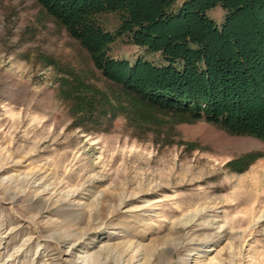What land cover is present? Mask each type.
Listing matches in <instances>:
<instances>
[{"label":"rangeland","instance_id":"rangeland-1","mask_svg":"<svg viewBox=\"0 0 264 264\" xmlns=\"http://www.w3.org/2000/svg\"><path fill=\"white\" fill-rule=\"evenodd\" d=\"M74 74L119 97L36 0H0V264H264V139L127 103L90 121Z\"/></svg>","mask_w":264,"mask_h":264},{"label":"trees","instance_id":"trees-1","mask_svg":"<svg viewBox=\"0 0 264 264\" xmlns=\"http://www.w3.org/2000/svg\"><path fill=\"white\" fill-rule=\"evenodd\" d=\"M76 39L115 99L76 74L63 93L88 120L107 117L112 102L205 119L264 139V0H36ZM223 12L222 23L211 15ZM114 14L119 25L105 27ZM120 37L141 50L112 56ZM111 103V104H110Z\"/></svg>","mask_w":264,"mask_h":264}]
</instances>
